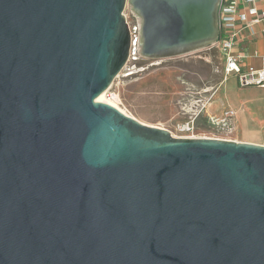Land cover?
<instances>
[{"label": "water", "instance_id": "95a60500", "mask_svg": "<svg viewBox=\"0 0 264 264\" xmlns=\"http://www.w3.org/2000/svg\"><path fill=\"white\" fill-rule=\"evenodd\" d=\"M221 5L0 0V264H264V146L98 101L133 54L215 45Z\"/></svg>", "mask_w": 264, "mask_h": 264}, {"label": "rangeland", "instance_id": "374dc122", "mask_svg": "<svg viewBox=\"0 0 264 264\" xmlns=\"http://www.w3.org/2000/svg\"><path fill=\"white\" fill-rule=\"evenodd\" d=\"M125 14L136 37L138 19L130 5ZM224 81V60L213 44L169 58L148 59L133 54L106 92L105 101L141 123L167 129L175 138L221 139L264 146V89L252 87L248 88L252 93L243 94V89L236 87L235 96L224 102L221 98L231 81L225 82L212 104L201 113L192 133L179 129L197 110V98H205L207 88L219 87ZM228 109H234L235 115L226 116Z\"/></svg>", "mask_w": 264, "mask_h": 264}, {"label": "built area", "instance_id": "2783aa9c", "mask_svg": "<svg viewBox=\"0 0 264 264\" xmlns=\"http://www.w3.org/2000/svg\"><path fill=\"white\" fill-rule=\"evenodd\" d=\"M257 35H262L264 39V0H222L220 36L215 46L224 60L225 79L236 78L242 89L264 88V69L244 70L242 68L243 57L236 51L244 38H252ZM206 92V97L200 99L196 104L197 110L192 113L190 119L180 124L179 129L182 132L192 133L194 131L198 117L211 102L217 88L212 87ZM110 96L115 97L114 94ZM225 115L232 117L235 115V111L229 110Z\"/></svg>", "mask_w": 264, "mask_h": 264}, {"label": "crops", "instance_id": "0c3cea01", "mask_svg": "<svg viewBox=\"0 0 264 264\" xmlns=\"http://www.w3.org/2000/svg\"><path fill=\"white\" fill-rule=\"evenodd\" d=\"M261 7V5H258ZM236 51L242 55V68L246 69H256L261 70L264 69V39L262 35H257L252 38H244V41L237 47ZM231 81V84L228 87V90L225 92L224 97L221 98L224 102H229L232 97L236 94V87H239L236 78L229 77L225 79V81L217 88V92L212 98L211 102L208 104H212L214 99L218 96L219 92L221 91L222 86H224L225 82ZM209 87L208 89H211ZM264 89V88H263ZM243 94L252 93V90L245 88L243 89ZM241 94V93H238ZM207 105V106H208ZM207 108V107H206ZM230 109H228L229 111ZM234 110V109H231Z\"/></svg>", "mask_w": 264, "mask_h": 264}, {"label": "bare ground", "instance_id": "6f19581e", "mask_svg": "<svg viewBox=\"0 0 264 264\" xmlns=\"http://www.w3.org/2000/svg\"><path fill=\"white\" fill-rule=\"evenodd\" d=\"M105 94H106V92L103 93V94L98 98V101L109 103V104L113 105L114 107L118 108L119 110H121V109H120L118 106H116L115 104H113V103H111V102H107V101H105ZM121 111H122V110H121ZM122 112H123V111H122Z\"/></svg>", "mask_w": 264, "mask_h": 264}, {"label": "flooded vegetation", "instance_id": "af4514ba", "mask_svg": "<svg viewBox=\"0 0 264 264\" xmlns=\"http://www.w3.org/2000/svg\"><path fill=\"white\" fill-rule=\"evenodd\" d=\"M207 89H208V88H207ZM201 94H202V93H201ZM206 95H207V92H206ZM201 97H203V95L197 98V100H196V104H198L199 100L202 99ZM203 99H204V98H203ZM199 117H200V116H199ZM199 117H198V118H199ZM197 120H198V119H197Z\"/></svg>", "mask_w": 264, "mask_h": 264}]
</instances>
